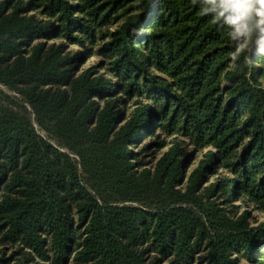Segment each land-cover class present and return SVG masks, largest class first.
<instances>
[{
  "label": "trees",
  "instance_id": "1",
  "mask_svg": "<svg viewBox=\"0 0 264 264\" xmlns=\"http://www.w3.org/2000/svg\"><path fill=\"white\" fill-rule=\"evenodd\" d=\"M260 11L0 0V84L20 94L0 90V264H264V223L234 203L264 210ZM54 37L101 43L103 61L81 70L64 44L35 43ZM148 138L168 147L153 168L133 149Z\"/></svg>",
  "mask_w": 264,
  "mask_h": 264
},
{
  "label": "rangeland",
  "instance_id": "2",
  "mask_svg": "<svg viewBox=\"0 0 264 264\" xmlns=\"http://www.w3.org/2000/svg\"><path fill=\"white\" fill-rule=\"evenodd\" d=\"M250 2V0H249ZM251 6L255 8V6L250 3ZM32 14H35L36 16H38L40 19L43 20H48L47 18H45L44 16L40 15L38 13L37 10L33 11ZM122 23V19L116 21L115 24H111L108 27V30L111 31L113 29H115L116 27H118L120 24ZM44 42L46 45H52V44H64L66 47V52H70L71 54L77 56V57H82V60L80 62V69L81 70H85L87 69L89 66L92 65H98L100 64L101 61H103L102 56H100L97 53V50L99 49V47L101 46V43L96 44V45H91V44H80V43H71L70 41H68L66 38L64 37H54L52 39H41L36 41L35 43H41ZM92 52H89V51ZM102 73H105L108 77L112 78L113 77L111 75H109V73H107L106 69H102L101 70ZM115 81H117L116 79H114ZM0 90L9 94L10 96H12L13 98H20V94H18L15 91L10 90L9 88H7L6 86L0 84ZM27 106V109L29 110V115L31 120L33 121L35 127L37 128L38 132L45 138H47L48 140H50L53 144L58 146V142L57 140L45 129H43L37 122L36 120V116L35 113L33 112L32 108L26 103L25 104ZM154 138H148L140 143H138V145H136L133 149L136 151V153L138 154V159L140 160V163L144 164V167L147 168H153L157 162V160L163 155V153L167 150L168 147H164L161 149H150V148H146V145L150 143V141H152ZM59 147V146H58ZM63 151H67V149L60 147ZM188 150H192V147H188ZM193 151V150H192ZM207 151V149L201 150L199 152L196 153V157H194V161L192 166L189 169V172L198 164V162L201 161L203 154ZM227 175L226 172L224 170H220L218 172L217 175L212 177L211 181H215L217 179V177L220 176H225ZM235 205L237 206V209L239 210L240 213L247 211L249 213V221L252 225H259L260 223H264V210L259 209L256 205H254L253 203L247 201L244 198H240V199H236L234 201ZM2 246H0V257H1V253H2ZM11 253V250L8 251V254ZM240 263L241 264H254L251 261H249L247 258H245L244 256H240Z\"/></svg>",
  "mask_w": 264,
  "mask_h": 264
},
{
  "label": "clouds",
  "instance_id": "3",
  "mask_svg": "<svg viewBox=\"0 0 264 264\" xmlns=\"http://www.w3.org/2000/svg\"><path fill=\"white\" fill-rule=\"evenodd\" d=\"M259 2L261 3L262 7H264V0H259ZM237 7L239 8V5ZM258 14L264 16V11H260Z\"/></svg>",
  "mask_w": 264,
  "mask_h": 264
}]
</instances>
